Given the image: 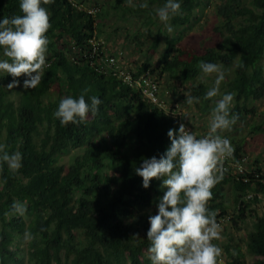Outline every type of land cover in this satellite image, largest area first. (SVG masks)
<instances>
[{
  "label": "trees",
  "instance_id": "1",
  "mask_svg": "<svg viewBox=\"0 0 264 264\" xmlns=\"http://www.w3.org/2000/svg\"><path fill=\"white\" fill-rule=\"evenodd\" d=\"M72 1L49 0L43 5L50 29L48 67L41 84L22 87L20 99L13 101L5 89L7 80L0 83V144L10 154H21L16 169L0 161V264H151L146 235L151 214L140 217L138 229L129 221L152 209L166 189L158 179L143 188L135 169L142 159H159L165 153L171 144L168 131L178 129L184 117L160 109L117 76L101 73L94 61L70 59L73 46L89 50L90 40L98 35L97 19ZM206 1L181 0L174 25L189 24ZM241 2L229 0L221 7L229 30L222 45L201 53L193 46L169 43L160 66L145 64L136 77L150 71L159 83L165 76L191 83L203 75L200 61L234 68L227 85L236 95L234 113L237 122L248 117L247 104L264 98V0H253V8ZM142 13L140 7L136 14ZM15 15H22L19 0H0V19ZM85 90L86 100L101 99L98 114L78 126L62 125L53 115L60 99L76 98ZM195 91L202 99L206 86L200 84ZM71 148L83 149V154L67 169L58 164V156ZM243 156L238 146L233 158ZM257 165L247 173V183L233 168L223 167L207 207L217 223L229 217V224L238 229L253 219L246 247L254 257L252 264H264V170ZM229 185L235 194L234 213L224 203ZM251 193L255 198L246 201ZM26 234L27 250L19 244ZM225 252V262L219 256L217 264H246L240 247L228 245Z\"/></svg>",
  "mask_w": 264,
  "mask_h": 264
},
{
  "label": "clouds",
  "instance_id": "2",
  "mask_svg": "<svg viewBox=\"0 0 264 264\" xmlns=\"http://www.w3.org/2000/svg\"><path fill=\"white\" fill-rule=\"evenodd\" d=\"M49 0H19L22 15L0 19V73L13 78L25 76L24 89H35L41 84L48 52L50 29L49 11L43 5ZM147 7V4H141ZM181 11V0H165L155 10L156 16L165 23L168 32L173 27L167 22ZM198 68L207 77L215 74L214 85L203 96L204 100L214 101L209 119V131L198 138L194 131L179 124L178 129L167 133L171 144L165 153L157 159L144 158L135 174L142 178V186L150 187L153 179L162 180L166 189L159 199L157 212L148 217L149 229L147 249L151 264H217L221 249L212 243L220 238L219 224L215 213L207 207L212 197V189L223 178V161L231 157L233 148L230 141L220 135L230 130L239 119L231 112L233 95L220 94L221 82L225 74L221 66L200 61ZM20 86L16 79L7 85L12 90ZM86 92L78 97L66 96L60 99L54 117L62 125H80L89 115L99 112L102 101L97 96L86 100ZM186 96V104L199 103L200 97ZM21 154L8 153L0 144V161L6 162L12 169L18 168ZM28 234H26L27 236Z\"/></svg>",
  "mask_w": 264,
  "mask_h": 264
},
{
  "label": "rangeland",
  "instance_id": "3",
  "mask_svg": "<svg viewBox=\"0 0 264 264\" xmlns=\"http://www.w3.org/2000/svg\"><path fill=\"white\" fill-rule=\"evenodd\" d=\"M78 5L85 7H98L100 12L97 19L98 38L106 44L110 54H114L121 50L124 52V69L138 71L143 65L150 64L154 68L160 66V60L165 54L169 43H177L179 47L193 46L199 52L205 53L208 49L217 48L229 36V30L221 14V7L228 3L229 0H208L197 9L191 21L186 26L174 25L175 16H172L167 22L173 27L172 32H168L164 22H161L155 14V10L163 4L152 0H75ZM239 1V0H231ZM147 4L142 7L144 13L136 14L141 4ZM241 5L245 8H253V0H242ZM244 21H239L242 23ZM3 57V51L0 52V58ZM49 57L46 54V59ZM221 66L225 74L224 81L220 85V94L229 93L227 85L234 77V68L228 69L222 64ZM264 67V60L262 62ZM7 80L5 89L9 93V97L13 101H18L23 87L25 76L13 78L7 73H0V83ZM16 79L20 82V86L9 90L7 85ZM215 74L210 76L201 75L197 81L184 83L179 78L173 79L165 76L160 82L162 86L163 96L169 105H179L182 111L184 121L188 127L195 132L198 138H203L209 131V119L212 109L215 107L214 101L220 96L212 100L200 99L199 103L191 105L186 104V96L190 95L198 97L195 87L200 84L206 86L208 91L214 85ZM233 95L231 112L237 106L236 95ZM250 115L241 122H236L230 130H225L220 135L229 138L230 144L235 151L239 146L242 153L247 159L248 170L253 171L257 168V164L264 170V98L259 101H250L247 104ZM245 116V115H244ZM83 154V149H69L65 153L58 156V164L69 169L75 164L77 158ZM16 169V168H15ZM225 205L230 213H234L236 209L235 194L233 186L226 188ZM158 204V203H157ZM156 204V205H157ZM156 205L134 216L129 222L138 229L140 225V217L144 215H153L157 211ZM263 210H260V215ZM146 219V218H145ZM253 219H248L245 223L240 224L238 229L234 224H228L219 228L220 238L213 240L212 243L221 249L222 263L226 256L225 248L230 245L232 247H240L244 252L246 264H252V257L246 247L248 235L253 230ZM30 239L26 236L19 241L22 249H28Z\"/></svg>",
  "mask_w": 264,
  "mask_h": 264
},
{
  "label": "built area",
  "instance_id": "4",
  "mask_svg": "<svg viewBox=\"0 0 264 264\" xmlns=\"http://www.w3.org/2000/svg\"><path fill=\"white\" fill-rule=\"evenodd\" d=\"M74 5L82 12L87 13L88 15L96 17L100 9L98 7H85L83 5H78L76 1H72ZM124 52L119 50L114 54H110L106 44L101 42L100 39L96 36L90 40V49L88 50L85 47H72V53L70 54V59L74 62L89 60L94 61L97 64L98 70L101 73L113 74L121 79L124 83H127L132 89L138 91L145 97L148 101L158 106L160 109L167 111V113L183 118L184 115L179 109V105H169L166 99L163 96L161 83L157 81L155 75L150 71H145L140 76L136 77L138 71H131L129 69H124V63L121 60L124 58ZM81 58V59H79ZM183 120V119H182ZM185 123L184 121H182ZM187 129L191 130L188 125L185 123ZM192 131V130H191ZM225 137V136H224ZM227 138V137H226ZM229 140V138H227ZM230 141V140H229ZM235 151L231 157H226L223 161V167L233 168L234 172L237 175H242L245 178L247 183V173L248 164L245 156L239 161L234 160ZM255 198V194H248L245 198L246 201H251ZM263 200V196H259ZM230 218H222L219 220L218 224L220 228L228 225L230 223Z\"/></svg>",
  "mask_w": 264,
  "mask_h": 264
}]
</instances>
